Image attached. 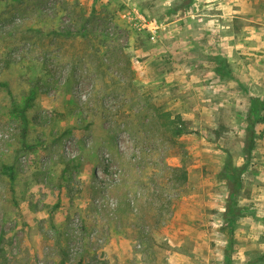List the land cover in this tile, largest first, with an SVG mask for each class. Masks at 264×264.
I'll use <instances>...</instances> for the list:
<instances>
[{
	"label": "rangeland",
	"instance_id": "obj_1",
	"mask_svg": "<svg viewBox=\"0 0 264 264\" xmlns=\"http://www.w3.org/2000/svg\"><path fill=\"white\" fill-rule=\"evenodd\" d=\"M251 96L264 0H0V264H264Z\"/></svg>",
	"mask_w": 264,
	"mask_h": 264
},
{
	"label": "trees",
	"instance_id": "obj_2",
	"mask_svg": "<svg viewBox=\"0 0 264 264\" xmlns=\"http://www.w3.org/2000/svg\"><path fill=\"white\" fill-rule=\"evenodd\" d=\"M250 109L248 116L250 119H255L259 121L264 122V101L261 100L258 96H251L250 98ZM20 114L21 111H20ZM176 134H180L183 131V128H178L176 130ZM254 123L252 124V127L249 129V134H248V139H249V144H248V149L251 150L254 144L255 140V135H254ZM244 171V167L242 168L241 166H236L232 159L231 156H228V159L226 160L223 169L220 173V176L228 183L229 188L233 191V196L236 197V193L239 191L240 186L242 184V173ZM233 199V198H232ZM235 201V200H233ZM234 203V202H232ZM235 208L231 206L229 207L228 211V216L233 218L235 214ZM233 221V220H232Z\"/></svg>",
	"mask_w": 264,
	"mask_h": 264
},
{
	"label": "built area",
	"instance_id": "obj_3",
	"mask_svg": "<svg viewBox=\"0 0 264 264\" xmlns=\"http://www.w3.org/2000/svg\"><path fill=\"white\" fill-rule=\"evenodd\" d=\"M152 29V28H151ZM0 137H2V134H0Z\"/></svg>",
	"mask_w": 264,
	"mask_h": 264
}]
</instances>
